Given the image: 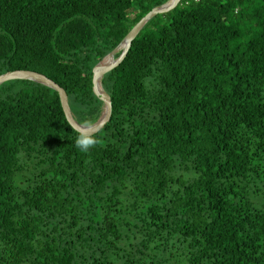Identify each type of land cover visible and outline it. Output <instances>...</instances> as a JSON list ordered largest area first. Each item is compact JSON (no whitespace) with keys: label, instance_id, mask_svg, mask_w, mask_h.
Listing matches in <instances>:
<instances>
[{"label":"trees","instance_id":"16d2710c","mask_svg":"<svg viewBox=\"0 0 264 264\" xmlns=\"http://www.w3.org/2000/svg\"><path fill=\"white\" fill-rule=\"evenodd\" d=\"M152 1L0 0V74L91 124ZM101 83L87 152L57 91L0 84V264H264V0H180Z\"/></svg>","mask_w":264,"mask_h":264},{"label":"water","instance_id":"95a60500","mask_svg":"<svg viewBox=\"0 0 264 264\" xmlns=\"http://www.w3.org/2000/svg\"><path fill=\"white\" fill-rule=\"evenodd\" d=\"M180 0H167L149 10L126 33L119 44L102 57L92 68V89L95 95L102 100L101 112L97 120L91 124L79 123L73 116L65 90L47 76L32 70H13L0 74V84L14 79H27L46 85L58 92L60 104L67 122L79 133L93 134L100 130L111 115V100L109 94L103 89L102 76L117 66L126 56L132 40L138 34L143 25L154 15L174 8ZM119 52L117 56L115 54ZM110 58V60H108ZM108 60V61H106Z\"/></svg>","mask_w":264,"mask_h":264},{"label":"clouds","instance_id":"9594fccd","mask_svg":"<svg viewBox=\"0 0 264 264\" xmlns=\"http://www.w3.org/2000/svg\"><path fill=\"white\" fill-rule=\"evenodd\" d=\"M96 138L87 133H78L76 137V146L83 152H87L90 148L96 144Z\"/></svg>","mask_w":264,"mask_h":264},{"label":"rangeland","instance_id":"374dc122","mask_svg":"<svg viewBox=\"0 0 264 264\" xmlns=\"http://www.w3.org/2000/svg\"><path fill=\"white\" fill-rule=\"evenodd\" d=\"M142 4H148V5H152L153 4V1L152 0H142ZM155 7V6H154ZM152 7V8H154ZM135 9H138V7H135ZM169 19V14L166 12V13H161L158 15V17H156L154 19L155 22H158V23H165L167 20Z\"/></svg>","mask_w":264,"mask_h":264},{"label":"bare ground","instance_id":"6f19581e","mask_svg":"<svg viewBox=\"0 0 264 264\" xmlns=\"http://www.w3.org/2000/svg\"><path fill=\"white\" fill-rule=\"evenodd\" d=\"M108 60H110V58H108ZM108 60H106V61H108Z\"/></svg>","mask_w":264,"mask_h":264}]
</instances>
